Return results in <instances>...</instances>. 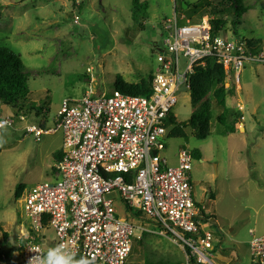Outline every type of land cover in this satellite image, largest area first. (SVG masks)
Instances as JSON below:
<instances>
[{"label":"rangeland","instance_id":"obj_1","mask_svg":"<svg viewBox=\"0 0 264 264\" xmlns=\"http://www.w3.org/2000/svg\"><path fill=\"white\" fill-rule=\"evenodd\" d=\"M145 1L147 15L140 27L130 17L132 0H0V45L18 53L30 73L28 103L47 109L40 116L19 113L25 116V121H20L13 109L0 106V116H14L12 126L0 134V264H16L20 258L16 252L17 228L25 217L15 185L28 188L52 178L53 153L62 145L60 132L41 135L37 140L24 125L53 127L62 101L80 98L88 84L96 92L108 93L116 88V74L129 82L152 75L157 67L153 46L164 36L166 19L173 13L178 19L184 15L191 23L201 18V0ZM183 2L189 7L180 10L177 6ZM244 2L248 9L240 24L235 32L228 25L224 34L260 40L264 48V0ZM185 61L180 58L182 66ZM88 67L90 73L86 72ZM89 77L96 81L90 83ZM230 85L234 94H226L225 104L227 108H234L236 102L242 104L241 126L223 133L229 113L220 124L216 116L222 108H213L206 138L195 136L189 126L180 129V134L169 135L168 127L161 154L175 165L180 148L198 152V158L192 155L190 171L193 196L215 216L223 231L217 235L221 247L215 249L213 259L217 264H250V230L255 234L264 231V64L246 62L238 86ZM191 112L190 92L183 90L170 113L185 122ZM118 200L115 215L131 216L125 203ZM135 220L145 230L160 232L153 221L144 217ZM154 232L141 235V240L132 238L125 264H141L147 257L184 264L178 242ZM44 233L54 235L50 228Z\"/></svg>","mask_w":264,"mask_h":264},{"label":"built area","instance_id":"obj_2","mask_svg":"<svg viewBox=\"0 0 264 264\" xmlns=\"http://www.w3.org/2000/svg\"><path fill=\"white\" fill-rule=\"evenodd\" d=\"M74 19L77 22L78 16ZM162 29V40L153 46L157 67L148 95L115 87L99 93L88 84L80 98L62 101L53 127L24 125L37 140L60 132L62 145L52 178L24 188L18 197L25 221L20 220L17 228L16 264H39L48 249L61 244L76 260L125 264L132 238L154 231L145 230L133 215L116 216L118 198L140 218L153 221L160 231L154 233L169 231L183 252L184 264H217L213 252L221 247L217 235L223 231L194 199L191 150L180 148L175 165L161 154L167 119L178 93L189 90L197 64L214 58L224 71L228 90L230 83L238 86L246 62L264 64V48H253L236 36H211L208 15L191 23L173 13ZM181 57L186 59L183 66ZM234 108L242 111L243 106L236 102ZM18 117L25 121L24 115ZM13 119L12 114L0 116V134ZM49 228L52 237L44 233ZM250 236V264H264V233L250 230Z\"/></svg>","mask_w":264,"mask_h":264},{"label":"trees","instance_id":"obj_3","mask_svg":"<svg viewBox=\"0 0 264 264\" xmlns=\"http://www.w3.org/2000/svg\"><path fill=\"white\" fill-rule=\"evenodd\" d=\"M201 1L203 4L201 5L202 13L200 17L208 15L211 24V36L224 34L228 25L235 32L236 26L241 22V17L248 9L245 6L244 0H217V3H213L214 0ZM77 3L79 2L77 1ZM184 3L187 9L189 4L187 2ZM192 5L194 10L191 16L195 13L196 8L195 3ZM77 6L79 7L80 4ZM147 7L148 5L145 0H132L130 17L134 25L142 26V21L147 15ZM177 8L180 10L185 9L182 4H179ZM245 40L253 48H261L262 46L260 40ZM29 78L30 73L22 66L18 53L16 54L8 47L0 45V106L2 105L13 109L14 116L16 117L19 113L29 114L34 112L36 116H40L47 112V109H44L39 104L35 106L32 103H28L29 88L27 82ZM224 78V71L214 58H206L203 65L197 64L194 67V71L190 76L189 85L190 103L192 107L191 115L187 121L179 122L170 114L167 119L168 126L170 127L169 135L180 134V129L189 126L195 136L198 138H206L209 135V123L213 117V108H216L218 111L222 108L216 116V120L220 124L224 123L225 114L228 115L229 113L228 124H225L223 133H232L238 128V119L242 115L239 114L238 110L226 107L225 96L226 94L233 95L234 87L226 90ZM150 81L151 74H148L146 77H141L136 82L126 81L119 74H116L114 78L115 86L119 91L132 95H148L150 93ZM192 155L197 158L199 157L198 152L195 150H192ZM59 157L60 150H57L53 153L54 163ZM24 188L25 186L23 184L15 185L14 192L17 198L21 195ZM127 209L132 213L131 215L140 218L138 211L133 213L132 208L127 207ZM162 230L166 235L172 237L169 231L166 229ZM145 234L147 233H141V235ZM141 264H170V261L169 259L147 257Z\"/></svg>","mask_w":264,"mask_h":264},{"label":"clouds","instance_id":"obj_4","mask_svg":"<svg viewBox=\"0 0 264 264\" xmlns=\"http://www.w3.org/2000/svg\"><path fill=\"white\" fill-rule=\"evenodd\" d=\"M39 264H90L85 258L76 260L70 248L61 244L48 251L39 258Z\"/></svg>","mask_w":264,"mask_h":264},{"label":"flooded vegetation","instance_id":"obj_5","mask_svg":"<svg viewBox=\"0 0 264 264\" xmlns=\"http://www.w3.org/2000/svg\"><path fill=\"white\" fill-rule=\"evenodd\" d=\"M205 210L207 211L208 215L210 216V218L216 223H217V220L215 218V216L205 207Z\"/></svg>","mask_w":264,"mask_h":264},{"label":"water","instance_id":"obj_6","mask_svg":"<svg viewBox=\"0 0 264 264\" xmlns=\"http://www.w3.org/2000/svg\"><path fill=\"white\" fill-rule=\"evenodd\" d=\"M182 6L185 8V7H186V4L183 2V3H182Z\"/></svg>","mask_w":264,"mask_h":264},{"label":"crops","instance_id":"obj_7","mask_svg":"<svg viewBox=\"0 0 264 264\" xmlns=\"http://www.w3.org/2000/svg\"><path fill=\"white\" fill-rule=\"evenodd\" d=\"M262 233H264V231L262 232ZM249 250V249H248ZM249 258H250V252H249ZM235 263H236V261H234Z\"/></svg>","mask_w":264,"mask_h":264}]
</instances>
